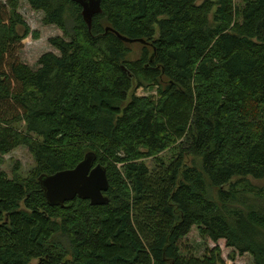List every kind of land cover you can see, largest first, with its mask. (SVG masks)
<instances>
[{
  "label": "trees",
  "instance_id": "obj_1",
  "mask_svg": "<svg viewBox=\"0 0 264 264\" xmlns=\"http://www.w3.org/2000/svg\"><path fill=\"white\" fill-rule=\"evenodd\" d=\"M27 1L62 36L30 68L21 0L0 3V161H35L0 172V264H227L182 255L194 227L264 264V0H102L90 26L72 0ZM89 153L108 204L50 205L40 178Z\"/></svg>",
  "mask_w": 264,
  "mask_h": 264
},
{
  "label": "rangeland",
  "instance_id": "obj_2",
  "mask_svg": "<svg viewBox=\"0 0 264 264\" xmlns=\"http://www.w3.org/2000/svg\"><path fill=\"white\" fill-rule=\"evenodd\" d=\"M203 1L204 0H200V3ZM7 2L8 0H0V3L3 5H7ZM237 2L239 3L240 0H237ZM19 13L23 16L25 22L30 27L31 35L16 49V53L20 62L37 70L39 68L38 61L43 55L50 52L59 55V52L49 44V40L53 37L62 36V32L55 26H45L43 24L44 13L33 11L27 0H21ZM35 33L38 35V39L34 37ZM140 49L141 47L137 45L134 46V58L139 54ZM136 94L142 96L149 95L151 92H145L140 89L137 90ZM196 162L200 165L199 160H196ZM17 164H20V175L24 178L28 177L35 168V161L27 148H18L11 154L5 156L3 161H0V172L6 173L8 177L12 179L14 167ZM251 183L257 189L264 190V181L259 182L251 180ZM211 192L213 196L217 194L215 190H212ZM216 247H219L222 250V257L226 260L227 264H253V259L248 254L244 256L236 255L235 261L230 260V255H232L234 251L233 249L226 247L225 241L222 240L218 243H213L209 239L201 237L198 228L195 227L192 229L191 233L182 240L181 252L184 256L203 258Z\"/></svg>",
  "mask_w": 264,
  "mask_h": 264
},
{
  "label": "water",
  "instance_id": "obj_3",
  "mask_svg": "<svg viewBox=\"0 0 264 264\" xmlns=\"http://www.w3.org/2000/svg\"><path fill=\"white\" fill-rule=\"evenodd\" d=\"M72 1L82 6L83 17L89 26L93 17L102 13V0ZM96 160V155L89 153L74 170L52 176L43 175L40 184L48 203L52 206H63L80 198L90 201L93 206L108 204L109 200L105 196L109 189L107 171L101 164H96Z\"/></svg>",
  "mask_w": 264,
  "mask_h": 264
}]
</instances>
